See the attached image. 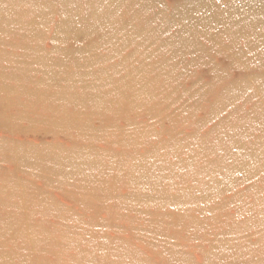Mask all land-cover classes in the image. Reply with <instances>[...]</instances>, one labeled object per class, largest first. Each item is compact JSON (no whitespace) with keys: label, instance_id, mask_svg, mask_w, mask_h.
I'll list each match as a JSON object with an SVG mask.
<instances>
[{"label":"bare ground","instance_id":"bare-ground-1","mask_svg":"<svg viewBox=\"0 0 264 264\" xmlns=\"http://www.w3.org/2000/svg\"><path fill=\"white\" fill-rule=\"evenodd\" d=\"M0 253L264 264V0H0Z\"/></svg>","mask_w":264,"mask_h":264},{"label":"rangeland","instance_id":"rangeland-1","mask_svg":"<svg viewBox=\"0 0 264 264\" xmlns=\"http://www.w3.org/2000/svg\"><path fill=\"white\" fill-rule=\"evenodd\" d=\"M165 2L166 3V0H162V2ZM171 2V1H170ZM96 28H98L97 26H95ZM239 73L240 72H236V70L233 72V74L231 75V78L234 80V79H236L235 77H238V75H239ZM212 233H213V231H212ZM67 254H69V253H67ZM104 255H109V254H111V253H103ZM189 254V257L190 258H193V260L195 261V262H197V261H201L202 262V253H188ZM84 255V256H83ZM82 256H78V258H83V260H79V262H78V260H77V262L76 261H74L73 263L74 264H82L81 262H87V261H85V260H88L87 259V257L90 255V257H91V259H93V258H96V257H99V255H102V253H85V254H83ZM139 255H140V257H145V258H147V259H151V260H153L154 261V263L155 264H160L159 263V261L157 260V257L155 258V256L154 255H151L150 253H139ZM54 255L53 254H48V253H45V254H40V258H39V260L41 261V263L42 264H46V262L48 263V260L49 259H51L52 257H53ZM92 256H93V258H92ZM90 257H89V259H90ZM126 259H129V257H127ZM45 262V263H44ZM49 262H51V261H49ZM3 263V260H2V255H1V253H0V264H2Z\"/></svg>","mask_w":264,"mask_h":264}]
</instances>
